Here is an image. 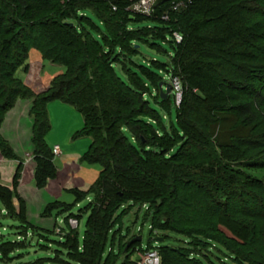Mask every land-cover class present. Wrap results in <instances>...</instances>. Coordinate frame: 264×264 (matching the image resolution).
Listing matches in <instances>:
<instances>
[{"label":"trees","instance_id":"trees-1","mask_svg":"<svg viewBox=\"0 0 264 264\" xmlns=\"http://www.w3.org/2000/svg\"><path fill=\"white\" fill-rule=\"evenodd\" d=\"M131 3L132 0H0L3 156L18 159L2 134L3 121L20 98L30 99L35 181L41 188L55 178V155L45 137L51 129L48 104L61 100L84 119L75 137L91 139L81 161L101 166L89 191L70 190L78 201L89 193L94 196L83 247L77 229L71 227L66 233L65 245L78 264H115L113 257L103 263L102 255L115 212L127 200L148 205L153 211V228L191 237L192 248L207 249L203 240H210L226 248L235 264H264V211L252 212L243 205L246 198L258 199L251 189L258 187L259 180L246 170L264 169V154L255 151L264 147V118L254 113L256 105L264 106V0L155 3L161 27L183 36L181 43L174 36L171 41L175 47L171 68L151 61L161 71L168 67L167 71L181 80L182 100L176 106L183 136L162 123L146 99L147 85L137 73L130 72V65L135 63L129 58L138 52L130 54L126 47L131 48L135 37L129 36L130 30L122 33L117 18H122L120 13ZM52 6L57 10L45 18H35ZM84 10L95 13L89 17L94 25L90 29L84 23H75L74 16ZM97 23L105 27V32ZM33 48L43 59L65 67V72L55 76L49 88L40 93L17 75L21 68L29 67ZM119 58L121 61H117ZM115 65L123 68L130 83ZM144 71L166 104L173 92L162 98L161 78ZM150 120H157L162 129H155ZM22 170L20 162L12 185L0 183V202L8 215L17 219H26L24 201L20 200L19 209L14 204ZM239 205L241 208L235 207ZM68 208L67 203L55 200L47 204L44 212ZM241 217L258 220L262 225L246 223ZM257 236L262 237L260 244ZM195 240L201 245L195 247ZM138 242L123 252L127 254ZM10 249L6 247V251ZM158 249L164 264H202L190 249ZM123 264L138 262L128 257Z\"/></svg>","mask_w":264,"mask_h":264},{"label":"rangeland","instance_id":"rangeland-1","mask_svg":"<svg viewBox=\"0 0 264 264\" xmlns=\"http://www.w3.org/2000/svg\"><path fill=\"white\" fill-rule=\"evenodd\" d=\"M51 2L63 3L65 0H51ZM141 2L142 0H132V3L124 7L123 12L120 13L122 18H117L118 24L122 26V33L126 34L131 31L129 36L135 37L131 42V48L126 47L130 54L138 52L137 55L129 58L135 63L132 64L133 66L130 65V72L132 74L137 73L141 81L147 85L146 99L150 101L151 107L156 111L162 123L180 136H183V131L177 119V104H175L174 93H172L167 103L163 104V100L158 95L156 84L144 71L146 69L161 78V82L169 83L171 74L167 69L171 68L173 64L175 47L171 41H173L175 31L163 29L161 27L162 24L158 23L160 19L155 15V3L157 0L151 1L148 6L146 5L147 7H141ZM55 10L57 9L52 6L42 11L35 18H45V16L50 15ZM94 14L93 10H84L79 13L78 17L74 16L76 18L75 23L78 26L84 23L86 28L90 29V26L94 25L89 17L95 16ZM97 24L99 25V23ZM99 26L101 31L105 32V27ZM165 33L168 34L165 35ZM129 36H126V41ZM160 36L164 37L159 38ZM33 49L29 53L31 57H29L28 63L31 62L32 66L38 67L41 78L38 79L34 86L39 91H42L51 85V81L55 76L65 72V67L43 59L41 53ZM37 54H39V58H37ZM120 58L126 60L123 55H120ZM120 58L117 61H121ZM152 60L166 63L169 68L167 67L166 70L163 69L161 71L151 62ZM149 62H151L150 65L148 64ZM115 67L116 71L130 83L123 68L120 65H115ZM21 70L18 71V76L23 75ZM35 76L37 75L31 77ZM66 106L68 105L57 100H53L48 104L51 129L45 140L50 148L58 144L64 153L63 155L62 153L55 155L54 163L57 167V176L48 181V185L51 184V186L39 189L36 183H32L21 187L22 197L28 203L30 227L13 217L11 218L5 211L4 205L0 202V264H78L69 255L65 245L66 233L71 230L67 220L73 215L80 219L77 232L79 244L83 247L91 213L89 206L94 200V196L89 193L78 201L76 195L70 190L78 188L83 191H89L91 185L94 184L99 176L101 166L81 161V156L88 150L91 139L89 137H75V133L83 127L84 120L81 114ZM67 108L69 111H67ZM255 109L254 113L263 119L264 106L261 105L259 107L256 105ZM4 122L5 120L2 124V129L5 132L4 136L9 141L12 139L11 145L14 147L15 152L17 150L15 146H19L21 153L19 152L18 156L24 157L27 152L31 153L34 151L33 121L29 126L25 124V121L22 125V134L28 140L25 142L26 149H23L21 143L16 140L14 128H11L9 123ZM150 123L155 129H162L161 124L157 120H150ZM255 151L259 154H264V147H260ZM11 162H14L12 167L9 165ZM18 165L15 160H7L0 148V170L3 172V179L4 177L7 178L11 173L12 175L15 174ZM246 171L259 180L258 187L251 189L254 196L258 199L252 201V199L246 198L243 205L252 212L264 211V169H247ZM4 181L6 180L4 179ZM35 187L38 189L34 190ZM55 200L67 203L69 208L60 212L54 210L52 215L46 214L44 211L47 204ZM235 207L241 208L240 205ZM31 208L34 211L31 212ZM240 219L249 224L262 225L258 220H252L248 217H241ZM153 224V211L148 205L139 202L135 203L131 200L125 201L115 212L114 223L107 235L103 250L102 262L105 263L109 257H113L115 264H123L128 257L136 261L138 252L141 249L172 247L190 249L194 253L193 257L202 262V264H235L231 259L233 258L232 254L217 242L203 240L208 245L207 249L200 248L197 250L190 246L192 244L191 237L172 230L155 229ZM60 227L63 229L61 233L58 232ZM138 236H141L142 239L138 242L136 248H130L129 252L125 254L123 251L127 246L126 244ZM151 237L164 238V241H149ZM256 238H258L256 242L258 241L260 244L262 237L259 238L257 236ZM198 245H201V242L195 240L194 246ZM7 246L11 247L9 251H6Z\"/></svg>","mask_w":264,"mask_h":264},{"label":"crops","instance_id":"crops-1","mask_svg":"<svg viewBox=\"0 0 264 264\" xmlns=\"http://www.w3.org/2000/svg\"><path fill=\"white\" fill-rule=\"evenodd\" d=\"M33 50H35V49H33ZM37 55H38L37 58H39V54H37ZM41 57H42V55H41ZM28 64H29V67L28 68H26V69L21 68L22 69L21 71H23V75L20 76V77L24 80V82L26 83V85H28L36 93H40V92L46 91L49 87L47 89H45V90H42V91H39L38 89L35 88L34 85L37 83L38 79L41 78V74H39L38 67L32 66L31 65V62H29ZM17 75H18V72H17ZM33 75H37V76L31 77ZM57 101H61V100H57ZM61 102H63V101H61ZM31 104H32V101L30 99L20 98L17 101V104L7 113L6 119H5V122H4V123H9V126L11 128H14V130L16 132V140H18L21 143L23 149H26L25 142H27L28 140L22 134V125H23V123L25 121V124L29 126L32 123V121H33V116L31 114ZM64 104H66V103H64ZM66 105H68V104H66ZM66 107H68L69 109H72L73 108L70 105H68ZM68 108H67V111H69ZM74 111L78 112L76 109H74ZM83 125H84V123H83ZM4 133H5L4 132V129H2V134L4 135ZM9 142L12 144V139ZM15 147L17 149L16 150V154L18 156V154L20 152L19 146H15ZM14 151H15V149H14ZM27 154H29L30 157H28ZM63 154L64 153L62 152V155ZM7 160H10V161L15 160V162L18 163V164L20 162L23 163V170H22L21 178L19 179V185H18V187L16 189V195L17 196L14 198V204L17 207V209H19V207H21L20 200H23L24 201L25 211H26V214H25L26 219H17L16 217H14V216H12L10 214H9V216L11 218L12 217L15 218L17 221H20L22 224H25L26 226L30 227L29 226V221H28V217H29V214H28V203L22 197V194H21L22 193V188L21 187L23 185H25V184L36 183V181H35L36 162L34 160V151H32L31 153H28L27 152L24 157L18 156V159H7ZM12 163H14V162H11L9 164L10 167H12ZM0 175H1L0 183L11 186L15 174L12 175V173H11L7 178L4 177V179L6 181H4V179H3V172L1 170H0ZM47 186H51V184L48 185V183H47V185L45 187H47ZM38 188L35 187L34 190H37ZM41 188H44V187H41ZM52 188H55V187H52ZM32 211H34L33 208H31V212ZM53 213L54 212H52L50 215H52ZM26 226H24V227L26 228Z\"/></svg>","mask_w":264,"mask_h":264},{"label":"built area","instance_id":"built-area-1","mask_svg":"<svg viewBox=\"0 0 264 264\" xmlns=\"http://www.w3.org/2000/svg\"><path fill=\"white\" fill-rule=\"evenodd\" d=\"M153 0H142V4H140L141 7H147L148 4ZM147 5V6H146ZM167 18V17H164ZM174 40L177 43H181L183 40V36L179 32L174 33ZM172 84V92L175 94V101L176 104L179 106L182 100V83L178 76L171 75L170 81ZM52 152L54 155H59L62 153L61 147L56 144L52 148ZM28 157H30L29 154H27ZM69 224L72 228L77 229L80 224V220L76 217L69 218ZM137 262L138 264H164L162 261V257L160 255L159 249L155 247H149L146 250L141 249V251L138 252L137 256Z\"/></svg>","mask_w":264,"mask_h":264},{"label":"water","instance_id":"water-1","mask_svg":"<svg viewBox=\"0 0 264 264\" xmlns=\"http://www.w3.org/2000/svg\"><path fill=\"white\" fill-rule=\"evenodd\" d=\"M165 87V88H164ZM159 89H160V95L162 98H167L171 93H172V84L171 83H166V82H160L159 84ZM142 237L138 236L134 239H132L131 241H129L127 243V247L126 249H128L133 243H135L136 241H141ZM151 240H155L157 242H162L164 241V238H149V241Z\"/></svg>","mask_w":264,"mask_h":264}]
</instances>
